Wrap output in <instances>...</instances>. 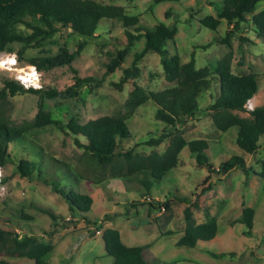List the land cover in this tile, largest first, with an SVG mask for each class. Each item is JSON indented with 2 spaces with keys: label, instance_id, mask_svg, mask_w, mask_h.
Segmentation results:
<instances>
[{
  "label": "rangeland",
  "instance_id": "374dc122",
  "mask_svg": "<svg viewBox=\"0 0 264 264\" xmlns=\"http://www.w3.org/2000/svg\"><path fill=\"white\" fill-rule=\"evenodd\" d=\"M78 1L122 7L126 15L140 18L138 27L144 30L159 23L177 25L178 33L168 41L165 50L170 55H178L182 63H188L194 57L197 69L210 67L214 71L217 62L231 52L234 74L258 75L259 92L246 107L254 109L264 105V40L254 33L253 15L248 16L249 23L234 29L235 33L227 43L226 35L233 28L225 20L216 31L200 23L207 16L217 18L223 0H165L159 4L155 0ZM263 10L264 1L257 5L254 15ZM168 11L171 17L166 19ZM135 28L128 30L135 33ZM18 30L31 33L23 26ZM96 35L94 43L87 45L71 65L37 70L42 85L40 94L0 97V110L5 112L10 125L31 123L43 111L63 127L49 125L30 130L10 146L8 162L0 167V228L13 230L20 237L33 236L54 246L50 264H113L114 259L107 256L102 238L108 229L117 230L128 247L148 246L145 252L148 264H171L174 261L181 264H264V191L263 180L257 175L260 162L264 160V136L259 150L251 155L238 147L237 127L226 133L215 128L206 110L220 95L216 76H212L211 88L199 98V112L177 128H169L155 119L157 106L152 101L138 108L127 121L131 138L122 141L120 147L122 151L132 150L134 154L148 156L165 152L170 138L158 147L149 143L169 133H180L187 141L207 140V154L215 169L232 157H241L251 169L248 182L241 170L230 174L208 173L206 168L197 165L188 148L182 152L178 168L160 183H154L149 195L136 184V178L128 181V178L109 177L108 172L95 174L94 168L89 171V161L92 165L94 161L88 155L84 157L83 166L79 165L84 151L75 145V137L66 132L70 121L83 125L104 116H124L127 112L125 103L134 83L148 93L175 85L166 82L160 57L150 52L139 64L140 77L118 90L114 84L119 83L123 73L118 69L108 74L107 66L127 48L126 29L117 21L103 20ZM81 41L79 36L62 30L46 40L43 47L28 50L22 58L18 57L21 44L10 45L11 50L1 53L0 58L12 59L15 55L17 66L11 70L0 68V92L6 80L16 81L20 70L30 72V60L73 53ZM143 46L144 39L134 43L125 57V68L132 65L134 54ZM76 78H93L96 82L75 88L78 91L76 97L53 96L74 87ZM235 113L241 117L249 116L246 112ZM79 139L88 143L82 136ZM50 157L63 164L56 163L58 166L52 168ZM21 161L43 164L45 176L52 184L90 196L92 209L77 218L73 216L67 201L51 186L19 175L17 168ZM208 176L211 179L205 185ZM166 203L170 210H151L152 204L158 207V204ZM245 208L255 210L251 237L245 236L247 229L244 225L236 224ZM187 209L191 210L197 224L204 223L207 214L217 219L219 232L216 240L200 243L195 249L176 247L185 232ZM42 210L53 213L56 219ZM25 215L33 220L23 219ZM221 254L226 256L222 258ZM1 261L35 264L6 256H1L0 264Z\"/></svg>",
  "mask_w": 264,
  "mask_h": 264
},
{
  "label": "trees",
  "instance_id": "16d2710c",
  "mask_svg": "<svg viewBox=\"0 0 264 264\" xmlns=\"http://www.w3.org/2000/svg\"><path fill=\"white\" fill-rule=\"evenodd\" d=\"M163 1L165 0H155V3L159 4ZM262 1L264 0H223L221 8L217 12V18L207 16L200 23L205 28L216 31L222 20H225L233 28L226 35L225 42L229 43V39L235 33L234 29H239L243 23H249L248 16L253 15L251 22L254 33L258 38L264 40V10L254 15L257 5ZM170 17L171 12H166L165 18L169 19ZM103 20L117 21L126 29L127 48L119 52L118 56L107 66L108 74H112L118 69L123 73L119 83L114 84L118 90L121 91L130 81L134 82L140 77L139 64L150 52H154L160 57L166 82L175 85L157 93H148L134 83L133 90L125 103L127 112L124 116H104L83 125L74 120L70 121L69 125L66 126V132L68 131L67 133L75 137V145L84 151L83 160L79 165L83 166L84 157L88 155L95 165L93 167L90 160L89 171L94 168L95 174L108 172L109 177L128 178V181L136 178L134 179L136 184L143 187L149 195L154 183H160L170 172L178 168L180 156L188 148L197 165L206 168L208 173L230 174L232 171L241 170L246 176V182H248L251 169L241 157H232L223 162L218 170L215 169L207 154L209 149L207 140L187 141L180 133L174 135L169 133L167 136L164 135L149 143L153 147H158L164 140L170 138L165 152L148 156L134 154L132 150L122 151L120 147L122 141L131 138L127 121L138 108L152 101L157 106L155 119L166 124L169 128H177L186 119L192 118L199 112V98L203 92L211 88L212 76H216L220 84V95L206 111L217 130L226 133L237 127L238 147L245 153L255 154L259 150L260 140L264 136V105L247 111L246 104L259 92V79L258 75L253 73L240 76L234 74L232 71L233 54L231 52L217 62L214 71L210 67L197 69L194 57L188 63H182L178 55H170L165 50L168 41L173 40L178 33V27L175 24L167 26L164 23H159L151 29L146 28L144 30L142 27H138L140 18L126 15L124 8L111 5L98 6L86 1L0 0V54L11 50L10 45L19 43L21 48L18 51V57L22 58L28 50L43 47L50 37L52 38L62 30H67L82 39L76 51L73 53L65 52L55 57L32 59L29 63L30 66H34L39 71L69 66L80 56L87 45L94 43L99 25ZM19 26L25 27L31 33L19 32ZM129 28H135V33L129 31ZM142 39H144L143 48L134 54L132 65L125 68L123 64L128 51L136 41ZM94 82L96 81L93 78H76L74 87L63 93H54L53 96L66 98L71 95L76 97L78 91L75 88L83 87L85 84L92 85ZM40 93L41 90H26L18 82L6 80L0 97L15 98L26 94L38 95ZM235 112H246L249 113V116L241 117ZM49 125L62 127L49 113L43 111L37 115L33 122L13 126L5 117V112L0 110V167H4L8 162L9 149L13 143L18 142L30 130ZM80 136L87 139L88 143H83L79 139ZM56 163L60 162L51 158L52 168L58 166ZM17 170L22 178L35 179L51 186L67 201L71 214L76 218L92 209L93 199L90 196L73 190L66 191L52 184L45 176L43 164L36 161H21ZM257 175L263 180L264 191V160L260 162V171ZM210 179L208 176L204 184H208ZM208 188H210L209 185ZM151 210L155 212L170 210V205L168 203L158 204L157 207L152 204ZM42 211L52 219H56L53 213ZM185 215V232L177 242L176 247L195 249L200 243H208L217 239L219 226L215 217L207 214L206 221L197 224L190 209L186 210ZM23 219L33 220L32 217L26 215L23 216ZM254 219L255 210L245 208L241 217L236 221L237 225L241 224L246 227L247 230L244 231L246 237L252 236ZM102 238L107 256L114 259L113 264H148L145 259L148 246L128 247L123 243L120 233L113 229L105 230ZM53 251L54 246L40 242L36 237H20L13 230L0 228V257L26 259L35 264H50ZM213 256L215 257V255ZM225 256L226 254H221L222 258ZM1 264H7V262L1 261ZM171 264H181V262L174 261Z\"/></svg>",
  "mask_w": 264,
  "mask_h": 264
},
{
  "label": "built area",
  "instance_id": "2783aa9c",
  "mask_svg": "<svg viewBox=\"0 0 264 264\" xmlns=\"http://www.w3.org/2000/svg\"><path fill=\"white\" fill-rule=\"evenodd\" d=\"M17 66L16 56L12 59H1L0 58V68L11 70L12 68ZM30 72H25V70H20L19 75L16 77V82H18L24 89H34L39 90L42 85H40V77L37 73V69L35 67H29ZM17 70V69H15ZM35 74V75H33ZM247 111H252L253 109L249 106L246 107Z\"/></svg>",
  "mask_w": 264,
  "mask_h": 264
},
{
  "label": "clouds",
  "instance_id": "9594fccd",
  "mask_svg": "<svg viewBox=\"0 0 264 264\" xmlns=\"http://www.w3.org/2000/svg\"><path fill=\"white\" fill-rule=\"evenodd\" d=\"M34 67V66H33ZM33 75H35V74H33Z\"/></svg>",
  "mask_w": 264,
  "mask_h": 264
}]
</instances>
